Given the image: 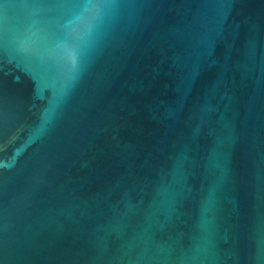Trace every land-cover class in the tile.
Segmentation results:
<instances>
[{"label": "water", "instance_id": "1", "mask_svg": "<svg viewBox=\"0 0 264 264\" xmlns=\"http://www.w3.org/2000/svg\"><path fill=\"white\" fill-rule=\"evenodd\" d=\"M0 264H264V0H0Z\"/></svg>", "mask_w": 264, "mask_h": 264}]
</instances>
